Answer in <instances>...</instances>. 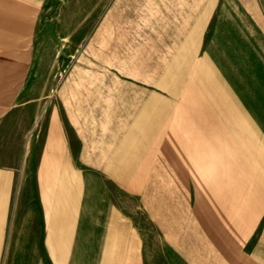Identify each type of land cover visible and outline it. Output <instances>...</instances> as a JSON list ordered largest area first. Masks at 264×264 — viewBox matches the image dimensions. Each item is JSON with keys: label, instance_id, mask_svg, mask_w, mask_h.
I'll list each match as a JSON object with an SVG mask.
<instances>
[{"label": "crops", "instance_id": "1", "mask_svg": "<svg viewBox=\"0 0 264 264\" xmlns=\"http://www.w3.org/2000/svg\"><path fill=\"white\" fill-rule=\"evenodd\" d=\"M217 3L208 4L212 12ZM4 12L0 264H93L94 246L101 247L106 264L138 261L139 241L126 228L121 206L142 149L150 151L152 165L157 163L156 137L163 121L169 125L163 131L169 133L165 163L180 175L184 196L196 201L203 262L264 264V44L259 115L247 107L250 97L238 96L226 83L223 90H214L196 75L177 74L158 86L153 58L143 68L135 59L114 67L117 92L113 86L92 85L86 97H44V92L29 93V51L19 50L22 38L14 42L7 35L10 20ZM205 14L204 0L176 5L171 0H117L116 27L123 38L197 39L205 33ZM148 46L155 53L156 47ZM189 48L183 45L181 52H200L197 44ZM134 51L141 53L140 47ZM109 74L106 79L112 80ZM97 97H122L127 104L117 112L101 105L92 111L90 102ZM141 97H149L148 102L142 105ZM182 97H197L198 104L181 106ZM221 97H228L227 109L220 108ZM158 99L168 103L164 113L157 109ZM98 112L102 115L96 120ZM78 246L85 247L83 258Z\"/></svg>", "mask_w": 264, "mask_h": 264}, {"label": "rangeland", "instance_id": "2", "mask_svg": "<svg viewBox=\"0 0 264 264\" xmlns=\"http://www.w3.org/2000/svg\"><path fill=\"white\" fill-rule=\"evenodd\" d=\"M180 1L171 0L173 5ZM204 1V36L197 39L172 37L165 41L162 38L119 37L117 0H0V12L6 11L10 20L7 35L13 37L14 42L22 38V49L19 50L29 51L27 56L33 68L26 85L30 88V95L44 92V97H86L92 85L113 86L117 92L118 76L114 67L135 59L140 60L143 68L153 58L158 86L165 77L177 74L178 78L196 75L205 88L214 90H223L222 84L226 83L238 96L250 97L252 101L247 107L259 115L262 106L264 0ZM212 2H218L213 12V7L208 5ZM149 44H153L151 49L156 47L155 53L150 52ZM196 44L200 46L199 53L181 52L183 45L191 47L190 51ZM136 47H140L141 53L134 51ZM13 54L21 55L19 52ZM186 56L189 58L187 62L183 60ZM191 61H199L200 65L185 66ZM38 69L39 83L36 81ZM107 73L114 78L106 79ZM107 92L105 89L104 95ZM195 98L182 97L183 103L180 101L179 104L196 105ZM148 99L141 97V104H146ZM221 99L218 103L223 109L229 101L228 97ZM90 104L92 111L100 110L101 105L117 112L127 102L122 97H97ZM167 105L158 99L159 112L164 113L169 108ZM96 115L99 120L102 114L98 112ZM92 120L88 118L89 123ZM167 126L168 123L163 121L158 127L157 163L152 165L150 151L142 149L141 163L134 172L135 181L123 198L121 210L126 228L128 226L139 241L138 261L130 264H213L203 262L200 255L194 212L196 201L184 196L186 191L182 190L184 183L180 175L172 174L171 166L165 163L163 145L169 133L163 131L169 130ZM76 248L78 257L83 258L85 247ZM92 248L93 264H106L102 261L101 247Z\"/></svg>", "mask_w": 264, "mask_h": 264}]
</instances>
